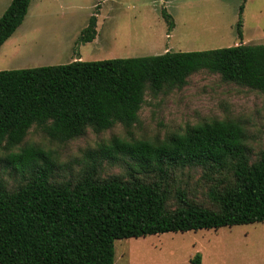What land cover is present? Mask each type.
I'll use <instances>...</instances> for the list:
<instances>
[{
    "label": "trees",
    "instance_id": "1",
    "mask_svg": "<svg viewBox=\"0 0 264 264\" xmlns=\"http://www.w3.org/2000/svg\"><path fill=\"white\" fill-rule=\"evenodd\" d=\"M30 3L11 1L0 18V48ZM162 14L173 30V16ZM96 26L92 15L81 42L95 39ZM241 26L240 18L239 36ZM201 70L264 93V44L0 70L2 160L21 177L13 189L0 178V264H115L118 239L264 222V149L252 159L241 119L215 118L163 138L113 134L87 151L76 178L63 181L54 179L53 151L23 143L34 125L60 143L90 128L130 131L148 89L181 88ZM105 164H121L126 177H102ZM192 169L216 181L211 207L182 187L172 194L171 181Z\"/></svg>",
    "mask_w": 264,
    "mask_h": 264
},
{
    "label": "rangeland",
    "instance_id": "2",
    "mask_svg": "<svg viewBox=\"0 0 264 264\" xmlns=\"http://www.w3.org/2000/svg\"><path fill=\"white\" fill-rule=\"evenodd\" d=\"M11 1L0 0V18ZM163 9L173 16L171 31ZM92 15L97 18L96 37L83 43L80 38ZM240 43L264 44V0H31L24 21L0 48V70L66 64L79 57L97 61ZM215 118L241 119L251 157H258L264 149V93L226 82L208 70L192 74L181 88L156 93L148 89L139 120L130 131L122 124L99 133L90 128L84 136L60 143L34 125L23 143L53 151L60 163L54 179L63 181L76 178L87 151L113 134L128 139L163 138ZM5 156L0 147V178L13 189L21 177L6 168ZM113 175L126 177L125 167L105 164L101 176ZM215 182L201 169H192L179 172L170 188L175 195L176 188L182 187L189 198L211 207L208 189ZM196 254L201 264H264V222L115 241V264H190Z\"/></svg>",
    "mask_w": 264,
    "mask_h": 264
}]
</instances>
